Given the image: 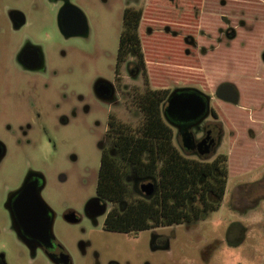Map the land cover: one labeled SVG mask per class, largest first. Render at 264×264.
<instances>
[{"label":"rangeland","instance_id":"1","mask_svg":"<svg viewBox=\"0 0 264 264\" xmlns=\"http://www.w3.org/2000/svg\"><path fill=\"white\" fill-rule=\"evenodd\" d=\"M218 1L211 10L205 9L201 30L192 33L202 48L195 57L183 56L184 45L170 35L163 38L165 45L158 53L147 49V56L153 62L160 60L161 67L149 65L156 86L192 84L212 92L217 84L228 83L237 91L234 104L217 100L224 118L217 121L221 134L211 157L226 155L228 169L221 205L189 224L124 234L102 230L109 202L98 199L102 211L94 216L86 215L85 206L97 199L100 145L105 143L108 114L129 124L137 122L136 116L132 118L133 110L117 94L111 99L96 97L94 85L113 84L123 10L149 12L147 0H69L87 28L84 36L71 38L58 31L59 8L53 0H0V141L6 146L0 162V252L6 264H50L12 237L3 208L7 194L21 185L28 172L43 177L40 197L54 214L53 237L71 264H264V193L260 190L264 183V62L260 59L264 8L256 7L253 0H225L223 6ZM165 8L157 11L160 25L190 32L184 25L192 22H175L166 11L173 7ZM8 10L23 17L15 32L8 26ZM220 14L236 28L231 40L216 33ZM152 23L143 20L142 32ZM24 39L43 52L44 67L37 74L13 64L12 55ZM148 39L141 36L143 43ZM123 82L142 89L140 75L134 82L126 78ZM246 128L255 132V140L247 138ZM246 189L249 198L239 203ZM136 194L130 186L122 204ZM236 222L245 230L235 237V229H230Z\"/></svg>","mask_w":264,"mask_h":264},{"label":"trees","instance_id":"2","mask_svg":"<svg viewBox=\"0 0 264 264\" xmlns=\"http://www.w3.org/2000/svg\"><path fill=\"white\" fill-rule=\"evenodd\" d=\"M141 10L126 7L121 18L116 60L132 57L141 69L145 87L135 90L127 105L138 112L135 124L113 117L108 138L114 154L100 157L96 195L111 204L103 229L136 234L143 230L189 224L217 210L228 177L226 157L207 161L181 153L173 144V129L162 116L167 92L149 87L138 34ZM154 180L151 196H135L122 204L130 192L128 178Z\"/></svg>","mask_w":264,"mask_h":264},{"label":"flooded vegetation","instance_id":"3","mask_svg":"<svg viewBox=\"0 0 264 264\" xmlns=\"http://www.w3.org/2000/svg\"><path fill=\"white\" fill-rule=\"evenodd\" d=\"M53 1L57 3L58 8H59L57 17H56V24H57L59 33L64 38L84 36L86 33L82 35H70L68 33H62L59 30V27H58V18L60 16L59 11L62 8L64 2L59 1V0H53ZM216 1L217 0H147L148 6H146L145 8L147 9V11H149V12H146L149 16H147L148 18H145L146 16L145 9L141 8L140 10H141L142 15H141L140 23L138 26V34H139L141 48L143 52L147 83L149 87L152 89L164 90L167 92L165 96L166 100L162 106V116H163L164 108L166 107L167 98L170 96V94L173 91H176V92L180 91L181 93H191L194 91L197 94H199L200 97H208V114L205 118L201 120V122H199L198 124H192V123L179 124L178 127H172L170 125L173 129V140L174 139L176 140V142L180 145L182 150L186 153L185 155L193 157V158H197V159H204L207 161L214 159L217 155H224V154H216L215 156L211 157L213 153V149L217 145L219 138H220V134H221L220 124L217 121H221L224 118L223 116L224 112L220 109L217 100L219 99L220 101H224L229 104L235 103V102L226 101L225 98H223L225 97L226 94L223 91L219 92L218 90L221 86L232 87L236 93L235 101H237L238 95H237V91L235 87L228 83H219L216 85L213 91L210 92L208 90L205 91L201 87L195 86L192 84L191 85L178 84V85H168V86H156L154 85L150 77V73H149L150 66L149 65L152 64V65H155V67H161V66H158L161 64L159 63L160 60L157 58L155 59V62H153L152 60H148L147 49H151L150 50L151 52L158 53L159 48H163V46L165 45L164 43L165 39L163 38H165L166 35H170L172 39L177 38V40H179L180 43L184 45V48L182 49L183 56L186 55V57H191L193 55L192 57H195L198 51H202V48H199L197 46L196 40L194 36L192 35V33L193 31L201 30L200 23L204 18V14L206 12L205 9L206 8L208 9L209 7L210 8L209 10H211L212 9L211 5L215 3ZM253 1L256 7H260L261 9L264 8L260 0H253ZM67 2L69 3V0ZM218 2L220 6H223L225 4V0H219ZM160 6L161 8L167 7L165 9H168V7L169 8L173 7V10L169 9L166 11L171 17H173L175 22L176 21L192 22L193 24L188 23V25H184L185 27H189L191 29L190 32H186L182 34L181 31L183 30L189 31V30L188 29H177V28L170 29L168 25H164V26L160 25L161 22H159L158 20V13H157V11L159 10L158 8H160ZM6 13H7L6 19L8 22V26L13 32H15L23 24V17L19 12L14 11V10H8ZM145 19H147V21L151 20L153 23L149 25L148 27H146L145 30L142 32L141 24H142V21ZM218 20L221 22V25H218L216 29V33L219 35V38L221 36V37H225L228 40H231L233 38L231 36L235 34L234 30L236 28L230 27V21L228 20V17L225 14H220L218 17ZM238 24H239V27H244L243 22L240 21ZM142 35L149 36V39L145 43H143V41L141 40ZM203 36H204V33H203ZM169 56L170 55L166 54L165 57L170 59L171 57ZM12 58H13L12 59L13 64L17 68L25 72H28V73L37 74L44 67V55H43L41 48L31 44L26 39H24L17 45V49L12 55ZM260 59L264 62V51H262V53L260 54ZM122 68L124 69L125 74L122 73ZM139 75L141 76V80H142V89H139V87L137 86L129 87L128 85H126V82H123L124 78L130 79L132 82H134L135 79H137ZM101 85L107 87L106 89H103L105 94H100L98 92V88L96 89V87L101 86ZM144 87H145V79H144L141 69L137 67L132 57H128L120 63H118L116 60L113 84L98 81L94 85V94L99 99H111L115 94H117L118 97H120V101L123 100V103L127 107V109L133 110V111H130L132 114V118L135 119V116H136V121H137L138 112L133 108H129L126 102L129 99V97H136L135 90L141 91L144 89ZM258 111L262 112V110H258ZM110 117H113L120 122L128 123V122L119 120L113 114H108L107 119H106L105 132H104L105 143L104 144L101 143L100 145V157L105 151L112 153V154L115 153L112 148L111 142L108 138V122H109ZM225 120L228 121V119H225ZM257 123H260V122L257 121ZM261 123L263 122L261 121ZM6 128L9 129L10 125H7ZM244 132L247 138L250 140H255V138L257 137L255 132L252 129L246 128ZM187 136L191 138L190 145L186 144ZM5 154H6V146L2 141H0V162L5 157ZM224 156L226 157V165H227V156L226 155ZM131 179L132 177L128 178L127 181L129 184H131L130 186H132L135 189L137 193L135 196H145L144 192L141 190L142 185L151 183L154 186L153 179H147V180H150V182L148 183H136L138 181H143V180H138V179L131 180ZM134 182L137 184L136 186L134 185L135 184ZM24 183L27 184V187L31 186L33 190L31 191V193H29L30 196L37 194V189H38L39 197H40V191L42 190L43 185H44L43 177L41 174L36 173V172H28L26 176L24 177V180L22 181L21 185L11 190L7 194L4 200L3 208L7 214L8 221H9V233L12 235V237L17 242L21 243L33 254L39 253L50 264H71V260L68 254L66 253V251L57 243V241L53 237L52 226H53V221H54V214L49 209V207L43 202L42 199L41 200L45 204L46 207L37 206L34 204L32 200L24 201V203L18 200V194L20 192V188L22 187ZM262 186H260L261 188L260 190L264 193V188L262 189ZM249 193L250 191L246 189L244 193L241 194L242 197L238 202L240 203L243 200L247 201L249 198ZM224 195H225V192H224ZM98 199H101V198L97 196V200ZM98 203L100 204L99 200H98ZM220 205H221V202H220ZM237 208L239 207L237 206ZM21 213H26V216L24 217L21 216L20 215ZM85 213L87 216L96 215V214L91 215L87 213L86 210H85ZM67 219L73 221L74 217L67 216ZM262 221L263 220H261L260 223H262ZM236 223L233 226H231V229H230L231 231L235 229V234L233 233L235 237L238 235V232L243 233V231L245 230V228L241 226L240 223L239 224L238 222ZM262 228L264 229V224L262 225ZM102 230H104L103 223H102ZM106 232H109V231H106ZM0 264H6L4 255L2 252H0Z\"/></svg>","mask_w":264,"mask_h":264},{"label":"water","instance_id":"4","mask_svg":"<svg viewBox=\"0 0 264 264\" xmlns=\"http://www.w3.org/2000/svg\"><path fill=\"white\" fill-rule=\"evenodd\" d=\"M64 2L62 8L60 9V16L58 18V27L62 33H68L70 35H82L86 33L87 28L85 20L80 13V11L70 5L68 0H59ZM98 92L100 94H105L103 89H106V86H98ZM219 92L223 91L225 94V100L230 102H235L236 93L232 87L221 86L218 90ZM223 96V95H222ZM208 114V97H200L196 92L191 93H181L173 91L170 96L167 98L166 107L163 111V116L167 123L172 127H178L179 124H198L203 118ZM191 138L187 136L186 144L190 145ZM30 186V185H29ZM27 187V184L24 183L20 188L18 194V200L24 201L32 200L35 205L46 207L42 202L41 198L37 194L30 196L32 188ZM141 190L144 192L145 196L149 197L152 195L154 186L153 184H144L141 186ZM45 209V208H44ZM85 210L87 213L94 215L99 214L102 211L101 205L98 203L97 199L90 200L86 206ZM21 216H26V213H21Z\"/></svg>","mask_w":264,"mask_h":264},{"label":"crops","instance_id":"5","mask_svg":"<svg viewBox=\"0 0 264 264\" xmlns=\"http://www.w3.org/2000/svg\"><path fill=\"white\" fill-rule=\"evenodd\" d=\"M260 1H261L262 6H264V0H260ZM173 144H174V141H173Z\"/></svg>","mask_w":264,"mask_h":264}]
</instances>
